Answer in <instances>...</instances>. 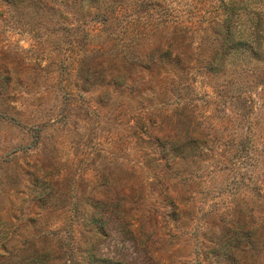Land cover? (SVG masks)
Segmentation results:
<instances>
[{
	"label": "rangeland",
	"instance_id": "obj_1",
	"mask_svg": "<svg viewBox=\"0 0 264 264\" xmlns=\"http://www.w3.org/2000/svg\"><path fill=\"white\" fill-rule=\"evenodd\" d=\"M112 1L0 2V264H264V0Z\"/></svg>",
	"mask_w": 264,
	"mask_h": 264
},
{
	"label": "trees",
	"instance_id": "obj_2",
	"mask_svg": "<svg viewBox=\"0 0 264 264\" xmlns=\"http://www.w3.org/2000/svg\"><path fill=\"white\" fill-rule=\"evenodd\" d=\"M27 1H32V0H0V2H2L8 9H9V11H11V12H13L14 13V11L15 10H18V8L22 5V3H24V2H27ZM120 3H121V1L120 0H114V1H112L111 3H110V5L111 6H118V5H120ZM0 15H3V14H0ZM224 46L225 47H230V46H232V43L230 42V41H227L225 44H224ZM161 50V49H160ZM170 52V51H169ZM172 55V54H171ZM165 58H162V57H159L158 58V60H154V62L155 63H162V62H165V63H163V65L165 64L166 66H167V68H168V66L169 65H175L176 63H177V59H174V58H171V57H168L167 59L168 60H164ZM218 60V59H217ZM216 60V61H217ZM218 62V61H217ZM216 62V63H217ZM164 65V66H165ZM163 66V67H164ZM162 67V68H163ZM161 68V69H162ZM167 73V72H166ZM169 75H173V74H171L170 72H168V76ZM175 145H177V143H170V142H166L165 143V145L163 146V149L167 152V154L169 153V152H171L174 148H176L175 147Z\"/></svg>",
	"mask_w": 264,
	"mask_h": 264
}]
</instances>
